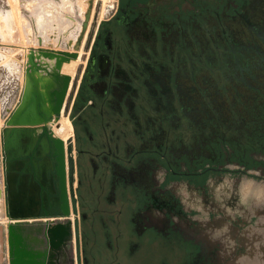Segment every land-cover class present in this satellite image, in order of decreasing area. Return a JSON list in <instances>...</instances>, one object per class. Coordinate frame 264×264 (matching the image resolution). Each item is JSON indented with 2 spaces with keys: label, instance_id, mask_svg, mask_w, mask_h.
<instances>
[{
  "label": "flooded vegetation",
  "instance_id": "obj_1",
  "mask_svg": "<svg viewBox=\"0 0 264 264\" xmlns=\"http://www.w3.org/2000/svg\"><path fill=\"white\" fill-rule=\"evenodd\" d=\"M213 1H199L191 8L157 13L150 4H139L132 11L122 7L99 23L87 57V72L71 97V110L78 113L70 122L73 134L64 142L69 217H64L61 209L63 191L54 138H39L31 157L23 158L27 161L23 170L30 167L32 171L27 175L36 178L41 186L40 216L71 224L67 220L77 215L74 237L82 264H137L138 251L150 245L145 241L160 237H165L168 246H174L173 250L169 249L170 262L162 264H190L191 253H199L197 240L184 236L181 227H173L175 217L189 211L178 204H164L159 194L173 185L197 186L212 175L235 174V171L229 168L182 171L173 164L167 147H135L139 137L136 112L140 103L149 106L150 96H158L151 89L157 84L164 87L166 97L184 107L198 103L196 91H200L202 101L209 105L195 81L191 79L188 90L181 81L182 66L188 65L194 74H200L203 69L214 73L209 57L201 64L196 54L188 51L186 38H210L214 45L210 51L202 52L212 54V59L215 57L219 71L236 68L240 77L235 76V82L243 85L244 76V86L255 89L253 97L248 91L243 96L236 95L235 100H249L254 107L256 104L264 107V0H241L237 4L234 0L225 4ZM241 35L245 40L242 47L236 41ZM89 75L104 82L105 95H99L90 86ZM115 83L126 87L121 102L115 98ZM235 123L238 125L234 143L245 139V149L251 156L264 155V112L235 118ZM123 146L133 149L125 154ZM42 150L44 154L40 156ZM69 156L73 157L72 162L68 161ZM46 159L49 164L44 172ZM149 162L163 170L165 176L160 183L147 185L142 178L130 175ZM119 171L127 172L130 177ZM151 205L159 206L160 219L164 225L168 224L169 231L155 224L140 227L139 220L147 215ZM72 238L71 230L69 240Z\"/></svg>",
  "mask_w": 264,
  "mask_h": 264
},
{
  "label": "rangeland",
  "instance_id": "obj_2",
  "mask_svg": "<svg viewBox=\"0 0 264 264\" xmlns=\"http://www.w3.org/2000/svg\"><path fill=\"white\" fill-rule=\"evenodd\" d=\"M199 1L205 3L213 0H0V27L2 26L0 29V32L2 30V34L0 33V126L3 133L7 127L13 128L8 123L22 103L24 88L26 87L28 90L30 88L27 78H29L33 66L28 62L27 50L30 52L31 50L75 52L82 43L81 39L85 38L78 57L70 61L71 64L67 69L64 68L66 65L64 63L61 70L62 74L71 76L70 88L61 113L59 115L52 114L48 121L36 126L39 127L38 140L42 137H53L55 129L60 128L62 126L60 123L63 121L68 123V126L70 125L67 127L71 129L70 134H73L70 122L72 116L75 117L78 113H73L71 110V97L76 94L80 80L87 72L85 69L87 57L99 23L110 18L116 10L122 7L132 11L138 8L139 4L148 6L150 4L155 6V13L168 10L172 12L180 7L191 8L195 2ZM216 1L220 4L227 2V0ZM239 1L241 0L233 2L237 4ZM83 22H88L87 28L83 26ZM238 25L241 26V23ZM42 26L46 32L41 29ZM46 34L49 35L46 37ZM243 37L241 35L236 38V41L241 44L240 47L244 45ZM210 40V38H186L185 44L191 54H196V58L201 64L206 56L209 57L214 73L211 74L208 70L203 69L200 74H194L188 65L182 66L180 70L183 76L181 81L188 86L187 90L191 88L192 80L195 81L209 105H205V101H202L200 91H196L194 95L198 103L191 105L189 103L191 107L189 108L166 97V90L163 86L158 84L154 87L151 86L152 91L157 92L158 96H150L151 105L149 106H143L140 103L138 112H136V127H138L137 135L139 137L136 139L135 147L137 145L140 148L155 145L167 147L173 164L182 171L206 168H229L235 171V174L233 172L228 175H212L207 181L197 186L173 185L170 189L159 194V198L164 204H178L189 211L187 214L176 216L173 227H181L184 236L189 239L194 238L198 242L200 254L191 253V258L190 256L188 258L190 264H240L243 260L264 264V240L260 241L257 233L259 230L264 232V155L258 153L251 156L245 149V139H242L241 143H234L236 141L234 133L238 125L235 123V118L261 115L264 112V107L262 108L259 104L254 107L252 106L253 102H249V100L246 102L243 99L235 100L236 95L243 96L248 91L250 92L249 96L253 97L255 89L244 86V76L241 82L243 85L235 82V76L236 78L240 77L236 68L225 67L224 70L219 71L215 57L212 59L210 56L212 54L205 55L203 53L206 49L210 51L214 45ZM44 62L53 64L51 60ZM38 64L41 66L39 62ZM41 67L42 70L45 68ZM44 71L55 77V71L50 72L48 69H44ZM40 75V73L37 74V76ZM92 75H95L93 71ZM92 75H89V78ZM59 77L61 79L62 76L59 74ZM152 77L156 78L155 75ZM223 79H228V83H225L227 81L223 82ZM90 80V86L96 88L99 95H105L104 82L94 80L93 77ZM55 83L53 90L61 87L60 80L55 78ZM113 89L116 94L115 98L121 102L126 87L115 83ZM39 108V113L43 114L44 110L42 107ZM70 134L69 136H71ZM125 146H123L125 154L133 149L132 146L129 149ZM3 156L0 166V184L4 193V209L7 214L8 184L4 151ZM68 158V161H73V157L69 156ZM119 172L125 177H130V175L135 178L140 177L147 185L155 182L160 183L165 176L163 170L153 162L143 164L137 173L129 175L125 171ZM193 210H196L198 214H195ZM160 215L159 206L151 205L147 215L140 218V227L155 224L160 229L167 231L168 224H163ZM9 219L10 217L7 215L5 221ZM45 219L40 216L37 220L10 219V221H12L11 225L15 221L19 224L22 223L25 228H29L27 230L29 233L27 250L42 251L40 263L55 264L48 246L41 244L42 242L33 241L32 229L39 228L40 237H45L43 231L47 227L54 223H63V221L52 222ZM30 220L33 221L30 222ZM77 220V215H72L70 220H67V223L72 225L73 238L72 241H68L60 254H56V264H82L77 240L74 237ZM226 225L230 226L229 237L219 239L215 236L217 230L224 229ZM145 242L150 245L145 250L138 251V255L136 254L135 257L137 264H162L172 258L169 249L173 250L174 246H168L165 237ZM261 249L262 251H260ZM127 263L125 262V264ZM8 264H11L10 259Z\"/></svg>",
  "mask_w": 264,
  "mask_h": 264
},
{
  "label": "bare ground",
  "instance_id": "obj_3",
  "mask_svg": "<svg viewBox=\"0 0 264 264\" xmlns=\"http://www.w3.org/2000/svg\"><path fill=\"white\" fill-rule=\"evenodd\" d=\"M86 14H87V12H86ZM8 17H9V15H8ZM0 19H1V17H0ZM6 21H7V19H6ZM88 22L87 23L83 22V26L87 28ZM11 23H10V25H11ZM15 24H17V23H15ZM3 25H4V23H3ZM12 25H13V23H12ZM1 27H0V29H1ZM3 28L5 29L6 26ZM29 28L30 27L28 26V29ZM41 29H43V26ZM38 31H39V29H38ZM55 31H56V29H55ZM1 32H2V30H1ZM4 32H5V30H4ZM39 33H41V32H39ZM11 34H12V32H11ZM43 34H44V32H43ZM47 35H49V34H46V37H47ZM38 36H40V35H38ZM41 37H42V35H41ZM4 39H6V37ZM81 40H82L81 41L82 43L78 47V49H76L75 52H70V53H77L78 54L80 52V50L83 46V43L85 41V38H82ZM70 46H71V44H70ZM29 53H30V55H29ZM26 55H27L28 62H30L33 66L32 72H31L29 78H27L28 83L30 84V88H29V90L26 89V87L24 88V96H23L22 103H21L19 109L17 110L14 118H12V120H11V124H14L16 127H14L13 129L7 127L5 130L7 140H9V138H10V140H9L10 142L8 145L9 155H27L33 151V149L36 145V142L38 140V137L34 136L36 133H38V130H39V127H36V126L44 122V118H43L42 114L39 113V110H40L39 105H40V107H42V109L44 110V113L48 117L52 116V114H53L54 101H53V98L51 96V92L55 88L54 87L55 86L54 84H56L55 83V77H53L52 75L45 72L44 69L42 70L41 68L36 66L35 63L38 64V62H39L41 64V66L47 68L48 70H50V72L55 71L64 77V76H69V75L62 74L61 70H62L63 64L66 63V65H64V68L67 69V68H69L68 65L71 64L70 61L73 60L72 58H70L68 60H63L62 55H60L59 52H51V55H47V52H45L43 50L42 51L31 50V52L29 50H27ZM45 60H51L53 62V64L46 63V62H44ZM12 68H14V67H12ZM18 68H20V67L18 66ZM38 73H40L41 75L37 76ZM35 85L38 87V92H39V96H40V104L37 103V97H35ZM60 125H62L60 128L55 129L53 138L54 139H61L65 142L67 140V137L70 134L71 129L68 128V127H70V125L68 126V123H66L64 121L62 123H60ZM58 126H59V124H58ZM11 130L14 131V134L12 135V137H11V133H10ZM70 135L72 136V134H70ZM43 144H44L46 151H47L46 140L43 141ZM41 154H44L43 150L39 153L40 156H41ZM48 164H49V160L46 159L45 163L43 164V171L44 172H46V166ZM9 168H11V166H9ZM4 208H5L4 193H3L2 185L0 184V218L4 215ZM57 227H59L58 230L54 229L53 232L55 234H57V236L59 238H61V241H64L63 240L64 234L61 232V230L62 231L64 230L63 232H65L66 225L64 223H60V225H58ZM229 230H230V226L227 225L225 229H221L220 232H217V235H215V236L218 237L219 239H222L224 237H229V234H230ZM257 233H258L260 241L264 240L263 230H261V231L259 230ZM260 251H262V249ZM248 262H250V263H248ZM248 262L243 260L242 262H240V264H257V261H254V262L248 261Z\"/></svg>",
  "mask_w": 264,
  "mask_h": 264
},
{
  "label": "water",
  "instance_id": "obj_4",
  "mask_svg": "<svg viewBox=\"0 0 264 264\" xmlns=\"http://www.w3.org/2000/svg\"><path fill=\"white\" fill-rule=\"evenodd\" d=\"M60 53V52H59ZM47 55H51V52H47ZM62 55L63 60H68L70 58L76 59L78 57L77 53H60ZM36 66L42 69V67L35 63ZM47 70V68H44ZM54 76L56 80L61 81V87L59 89L53 90L51 92V96L54 101L53 105V114L59 115L63 109V105L65 103L70 83L71 76H62L61 79L59 77V73L55 72ZM35 97H37V103L40 104V96L38 92V87L35 85ZM40 107V105H39ZM44 121H48L50 117H48L45 113L42 114ZM14 118V117H13ZM12 120V119H11ZM8 125H12L13 128L16 127L14 124H11V121ZM11 128V129H13ZM6 131L3 133V141L4 147L3 151L5 154V168L7 173V199H8V210L7 215L12 220H24V219H35L40 218V211L42 210V201L39 196V182L35 181L34 178L27 175L30 174L32 169L28 167V169L23 170L27 161H24V157H31L32 152L35 150L36 145L33 151L27 155H9L8 145L9 140L6 137ZM11 137L14 134V131L11 130ZM56 146V155L57 161L59 163L58 174L61 179V188L63 191L62 198V214L64 217H69V200L67 197V174H66V161H65V143L61 139H52ZM11 166V168H9ZM38 177V175H37ZM29 193L30 198L27 199L26 194ZM45 204V202H44Z\"/></svg>",
  "mask_w": 264,
  "mask_h": 264
},
{
  "label": "crops",
  "instance_id": "obj_5",
  "mask_svg": "<svg viewBox=\"0 0 264 264\" xmlns=\"http://www.w3.org/2000/svg\"><path fill=\"white\" fill-rule=\"evenodd\" d=\"M38 135L39 132L36 133L34 136L38 137ZM3 146H4L3 131H2V127L0 126V166L4 158ZM33 174L34 173H32V175ZM35 181L38 182L36 178ZM39 187L41 189L40 184ZM26 197L27 199L30 198L29 193L26 194ZM5 219H7V214L4 209V215L0 218V264H8L9 259L11 260V264H42L40 263V259H41L40 253L42 251L27 250V243L29 241L28 238L29 233L27 232V230L29 228H25L22 223L19 224L16 223L15 221L14 224L11 225L12 221H10V219L8 221H5ZM37 219L39 218H35L34 220ZM45 220L47 221L48 218H46ZM32 221L33 220H30V222ZM58 225H60V223H54L53 225L47 227L43 231V233H45V237H40V232L38 231L40 230L39 228H34V230L32 229L33 241L36 243L42 242L41 244L44 245L46 244V246H48L49 250H51L52 252L51 256L52 258H54L55 264H56L55 256H57L56 254H60V252L63 249H65V246L71 236V226H72L70 224H65L66 225L65 232H63L64 230L63 231L61 230V232L64 234L63 236L64 241H61V238H59L57 234L53 232L54 229L58 230L59 228L57 227ZM220 230L221 229L217 230V232H220Z\"/></svg>",
  "mask_w": 264,
  "mask_h": 264
},
{
  "label": "built area",
  "instance_id": "obj_6",
  "mask_svg": "<svg viewBox=\"0 0 264 264\" xmlns=\"http://www.w3.org/2000/svg\"><path fill=\"white\" fill-rule=\"evenodd\" d=\"M1 87H3V86H1Z\"/></svg>",
  "mask_w": 264,
  "mask_h": 264
}]
</instances>
